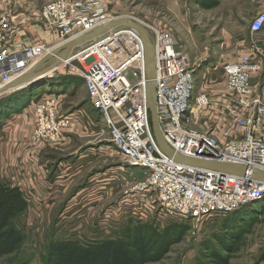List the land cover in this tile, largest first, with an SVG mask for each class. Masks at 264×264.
Instances as JSON below:
<instances>
[{"label":"built area","instance_id":"obj_1","mask_svg":"<svg viewBox=\"0 0 264 264\" xmlns=\"http://www.w3.org/2000/svg\"><path fill=\"white\" fill-rule=\"evenodd\" d=\"M40 13L55 31L53 41H19L14 32L19 26L24 28L25 20L18 21V16L10 12L0 15V89L49 48L115 19H135L109 14L104 0H53ZM142 23L154 42L157 113L168 144L178 153L199 160L244 165L246 172L239 175L180 163L159 148L147 104L143 43L134 28H123L77 52L64 67L67 70L86 52L96 54L93 65L83 63L85 69L74 74L83 76L89 100L109 126L111 141L123 155L124 166L145 169V177L127 190L122 205L117 206L124 210L119 212L143 222L176 217L200 220L263 200L264 181L254 179L252 174L255 169L264 170V82H255V75L259 81L264 75V52L253 46L237 60L223 65L225 86L233 96L221 102L229 121L215 119L217 126L220 121L223 125L221 135H215V130L203 131L191 125L198 112L211 105L208 93H198L196 107L192 115H187L195 89L194 64L189 54L176 50V38L164 26ZM250 29L253 34L264 29V11L252 19ZM35 101L36 139L58 142L71 120L58 116L53 97ZM141 196L148 200L142 201Z\"/></svg>","mask_w":264,"mask_h":264},{"label":"rangeland","instance_id":"obj_2","mask_svg":"<svg viewBox=\"0 0 264 264\" xmlns=\"http://www.w3.org/2000/svg\"><path fill=\"white\" fill-rule=\"evenodd\" d=\"M51 1L53 0H0V15L10 12L18 16V21L25 20L24 28L19 26L14 32V37L19 41L26 44L39 39H48L51 41V37H55V31L48 26V23L40 13L41 8ZM104 1L108 7L109 14L116 16L127 15L135 18V20L152 25H159L155 18L162 19L167 16L166 11L169 12L168 7L171 3V0ZM196 2H198L199 5L202 4V0H196ZM181 12L185 18L181 23L183 24L181 25L182 28L187 33L192 29L196 37L195 41L187 35L185 41L179 40V38L174 35L177 41L175 46L176 50L189 53L194 64L195 89L190 99V109L187 111V115H192V110L196 107L195 98L199 92L206 91V93L211 96L210 99L212 98V100L217 98L218 94H221L220 96L225 98H231L233 94L229 92L225 86L222 64L219 65V63L216 62L217 59L210 54L212 52L209 28L210 16L192 13L193 15L191 17L190 13L186 15L187 9L185 6ZM256 15L250 20L252 21ZM195 16L197 20L201 18L204 19L207 26L205 27L204 25V27L201 28L193 25L194 20H196ZM239 19L238 21L243 22L241 17H239ZM251 34L253 46H256L264 52V39L253 38V33L251 32ZM188 44L193 47L194 52L188 47ZM51 45L53 44H50V46ZM203 51L207 53H201ZM89 52L80 55V59H75L68 65L67 70H64V67L69 59L62 61L61 64L55 68L56 70L52 77L44 79V81L42 80V84L38 82V84L32 86V96H37L42 89H53L64 93L72 84L73 92H68V96L66 95V97L61 98L66 105H74L78 92L87 95L88 91L86 90L87 87L83 76L74 73H76V71H83L85 69L83 66L84 64L95 61L97 57L96 54L93 52L89 54ZM70 75H74L75 77ZM69 80H72L69 82L70 85H68ZM260 80L264 82V75ZM51 82L56 83V85ZM78 88L80 90H77ZM39 96L40 95L34 99H37ZM54 99L56 98L54 97ZM31 101L32 99L27 106H29ZM56 103L57 101H55V105ZM222 115L223 117L219 118ZM225 117L226 112L221 103L220 105L218 104V106L210 105L198 112L191 121V125L203 131L215 130V135H221L223 125H221L220 121V125L217 126L214 120L220 119L229 121ZM104 123L108 133L110 128L106 122ZM115 149L117 148L115 147ZM122 161L118 163L124 164ZM121 169L124 170L125 167H121ZM128 174L134 177L133 181H140L145 177V169L128 167ZM121 180L122 187H119L122 191H119V195L117 194L115 199L107 200L104 207L95 206L83 208L81 210L83 216L79 218L77 216L79 214H77L76 219L74 217V222L67 224L63 221L59 223V220L53 223L49 221L50 215H48L38 223L28 225L27 222L24 221V218L22 219L21 216L18 215L15 216L11 223L13 226H18L21 229L24 239L13 253L0 255V264H47L46 258L50 246L54 241L69 238L78 239L82 243H87L93 239H104L119 233L124 234L125 227L129 225L128 223L131 219H134L130 218L126 212H119V210L122 209H117L118 205H116V207L113 204V206L111 205V203L117 202L121 196L122 199H124L126 197L127 188L130 187L131 183L125 182V173L121 175ZM246 205L248 206H245L246 208L244 209L241 207L243 210L238 209L228 214H214L200 220L192 219L191 217H176L158 221L155 219L151 221L150 219L145 223L152 226L154 234L157 235L156 237L164 236L168 242L172 243L170 245V250L161 260L147 262L145 264H200L202 261H209L206 255L212 248L218 249V251L226 255L229 258V264H254L264 257V199L255 200ZM73 209L74 208L70 209V211ZM53 219L56 220L55 218H52V220ZM138 222L141 223L140 220H138ZM231 236H235L237 239V241L234 240L235 242L232 241L231 252L222 250L218 244L217 237L229 241Z\"/></svg>","mask_w":264,"mask_h":264},{"label":"crops","instance_id":"obj_3","mask_svg":"<svg viewBox=\"0 0 264 264\" xmlns=\"http://www.w3.org/2000/svg\"><path fill=\"white\" fill-rule=\"evenodd\" d=\"M170 2L167 16L162 19L155 18L158 24L170 30L179 40L186 41L189 35L196 41L192 29L187 33L182 28L181 23L185 18L181 11L185 6L186 15L190 13L191 17L194 13L209 15L212 46L210 54L222 67L253 48L250 19L256 13L264 11V0H218L217 4L209 8L202 7L196 0ZM239 17L243 22L238 21ZM193 25L203 28L207 23L201 18L194 20ZM54 38L52 36L51 40ZM253 38L264 39V29L253 34ZM188 47L194 52L190 44ZM70 81L72 80L68 81V85ZM255 82H262L257 75ZM72 85L64 93L42 89L38 94L40 96L37 99L55 97L58 116H67L71 120L56 143L35 137L37 113L34 98L38 95H33L29 106L21 112L1 119L0 182L16 187L22 192L27 209L21 218H24L28 225L36 224L48 215L49 221L53 223L59 220V223L74 222L77 214L79 218L83 216V208L104 207L107 200L115 199L119 191H122L121 175L124 173L125 182L131 183L127 190L138 182L133 181L134 177L128 174V166L118 163L124 160V157L115 149L110 130L107 133L105 121L102 120L100 112L92 106L88 92L87 95L78 92L76 101L71 106L61 99L68 96V92H73ZM220 95L214 100L211 98L212 106H218L225 101V97ZM121 167L125 169L122 170ZM140 199L147 201L148 197L141 196ZM122 200L121 196L111 205H122ZM126 207L131 208L132 205L127 204ZM72 208L75 210L70 211Z\"/></svg>","mask_w":264,"mask_h":264},{"label":"trees","instance_id":"obj_4","mask_svg":"<svg viewBox=\"0 0 264 264\" xmlns=\"http://www.w3.org/2000/svg\"><path fill=\"white\" fill-rule=\"evenodd\" d=\"M217 3L218 0H202L201 6L209 8ZM43 81L39 82L42 84ZM31 90L32 87H28L0 99V123L3 117L21 112L27 107L32 97ZM245 206L242 208H246ZM26 209L27 203L22 192L16 187L0 182V255L13 253L23 242L24 235L21 229L13 226L11 222L15 216H21ZM128 224L124 234L93 239L87 243L69 238L54 241L50 246L46 262L47 264H145L159 261L168 253L172 242H168L164 236L156 237L151 225L143 221L140 223L136 219H131ZM234 240L237 241L235 236H231L229 241L217 237L219 246L227 252H231ZM206 257L209 261H202L200 264H229V258L215 248L209 250ZM254 264H264V257Z\"/></svg>","mask_w":264,"mask_h":264},{"label":"water","instance_id":"obj_5","mask_svg":"<svg viewBox=\"0 0 264 264\" xmlns=\"http://www.w3.org/2000/svg\"><path fill=\"white\" fill-rule=\"evenodd\" d=\"M134 28L140 35L145 52V71L147 82V104L151 113V123L155 139L159 148L170 158L180 163H186L194 166H200L221 172L235 173L244 175L246 167L241 164L216 163L199 160L193 157L185 156L175 151L166 141L162 132L157 113L156 103V69H155V48L152 36L146 26L139 20L131 18L115 19L106 25L94 29L92 32L79 35L68 41L54 46L51 51L46 53L36 61L24 73L14 78L11 82L0 89V99L5 98L22 89L32 87L41 80L52 77L55 68L61 64L63 59L71 57L79 51L108 38L115 32L123 28ZM254 179L264 181V170L255 169L252 174Z\"/></svg>","mask_w":264,"mask_h":264},{"label":"bare ground","instance_id":"obj_6","mask_svg":"<svg viewBox=\"0 0 264 264\" xmlns=\"http://www.w3.org/2000/svg\"><path fill=\"white\" fill-rule=\"evenodd\" d=\"M51 49H52V48H49L48 50L51 51ZM49 51H47L46 53H48ZM46 53H45V54H46ZM45 54H44V55H45ZM44 55H43V56H44ZM43 56H42V57H43ZM66 59H70V57H67ZM66 59H63L62 61H65ZM68 62H69V61H67V63H68ZM95 62H96V59H95V61H93V62H91V63H88V64L86 63L85 65H86L87 67H90V66L93 65ZM34 63H35V62H34ZM34 63H33V64H34ZM33 64H32V65H33ZM32 65H31V66H32ZM31 66H30V67H31ZM30 67H29V68H30Z\"/></svg>","mask_w":264,"mask_h":264}]
</instances>
